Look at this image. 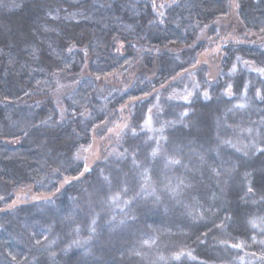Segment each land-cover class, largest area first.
I'll use <instances>...</instances> for the list:
<instances>
[{
  "label": "trees",
  "instance_id": "1",
  "mask_svg": "<svg viewBox=\"0 0 264 264\" xmlns=\"http://www.w3.org/2000/svg\"><path fill=\"white\" fill-rule=\"evenodd\" d=\"M232 1L0 0V264H264V0L223 36Z\"/></svg>",
  "mask_w": 264,
  "mask_h": 264
},
{
  "label": "rangeland",
  "instance_id": "2",
  "mask_svg": "<svg viewBox=\"0 0 264 264\" xmlns=\"http://www.w3.org/2000/svg\"><path fill=\"white\" fill-rule=\"evenodd\" d=\"M236 1L237 0L232 1V9L229 15L226 18L221 19L217 24L218 30L223 31H221V35L223 36L238 34L239 30H242L238 21V3ZM203 37L207 40L209 46L200 54L199 62L209 64V76L212 78L215 77L219 72V64L222 59V45L219 42L215 41V39L214 41L210 39L207 30H205V32L203 33ZM74 78L75 77L73 76L68 77L60 74L58 75V77H56L57 91L54 92L53 97L61 108L62 114H64L65 112L63 102L65 97L64 93L67 88L70 89L73 87V84H75ZM65 81H67V83ZM176 92L187 96L186 93H190L191 89H188L187 84L184 86L183 90H179ZM126 119V115H123L121 119L119 118L116 122L113 123V126L103 137L99 136L97 133L93 134L90 145L85 147L80 154L82 159L85 161V167L93 165L97 160L102 159L103 157H107V155H110L115 151V145L120 138V134L125 130L128 123ZM63 184H65V181L63 182ZM14 194L15 199L12 205L42 198L40 195L35 194L32 188L28 186L17 187Z\"/></svg>",
  "mask_w": 264,
  "mask_h": 264
},
{
  "label": "snow or ice",
  "instance_id": "3",
  "mask_svg": "<svg viewBox=\"0 0 264 264\" xmlns=\"http://www.w3.org/2000/svg\"><path fill=\"white\" fill-rule=\"evenodd\" d=\"M260 71L264 72V69H260ZM226 94H228V95H233V93H232V91H231V86H229L228 91H227ZM206 98L210 99V97H207V96H206ZM154 154H155V153H154ZM177 163H178V161H177ZM66 182H67V181H66ZM249 191H252V189L249 188ZM262 243H264V241H262ZM234 247H238V245H234Z\"/></svg>",
  "mask_w": 264,
  "mask_h": 264
}]
</instances>
